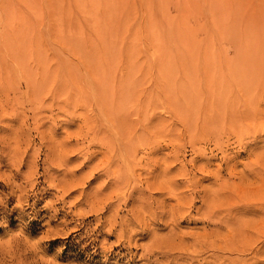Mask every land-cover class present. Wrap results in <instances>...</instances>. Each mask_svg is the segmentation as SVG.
Listing matches in <instances>:
<instances>
[{
  "label": "rangeland",
  "instance_id": "rangeland-1",
  "mask_svg": "<svg viewBox=\"0 0 264 264\" xmlns=\"http://www.w3.org/2000/svg\"><path fill=\"white\" fill-rule=\"evenodd\" d=\"M263 23L264 0H0V264H264Z\"/></svg>",
  "mask_w": 264,
  "mask_h": 264
},
{
  "label": "bare ground",
  "instance_id": "bare-ground-1",
  "mask_svg": "<svg viewBox=\"0 0 264 264\" xmlns=\"http://www.w3.org/2000/svg\"><path fill=\"white\" fill-rule=\"evenodd\" d=\"M256 25L258 28L256 27ZM256 25H254V27L257 28V30H259V33L264 32V23L262 25L261 24H259V25L256 24ZM251 28H253V27H251ZM255 31H256V29L254 30V32ZM259 36H261V35H259ZM263 36L260 39H258L257 37H254L253 40H251L249 42V51L251 49L250 55L252 56L253 62H255L257 65H258L259 61H261V60L263 61V65H264V37Z\"/></svg>",
  "mask_w": 264,
  "mask_h": 264
}]
</instances>
